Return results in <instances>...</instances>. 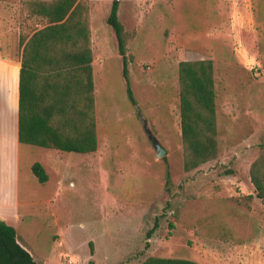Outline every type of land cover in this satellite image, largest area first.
<instances>
[{
	"label": "rangeland",
	"instance_id": "374dc122",
	"mask_svg": "<svg viewBox=\"0 0 264 264\" xmlns=\"http://www.w3.org/2000/svg\"><path fill=\"white\" fill-rule=\"evenodd\" d=\"M19 1L20 13L10 9ZM26 1L0 0V13L12 12L0 15V52L18 48L19 27L27 36L45 22L25 14ZM111 4L91 2L97 151L22 145L15 193L13 147L0 144L1 219L40 264H140L149 256L264 264V199L250 178L264 144V0H122L136 105L107 24ZM194 56L214 61L219 155L187 172L175 66ZM152 137L165 156L157 157ZM32 161L45 165L48 182L33 174Z\"/></svg>",
	"mask_w": 264,
	"mask_h": 264
},
{
	"label": "trees",
	"instance_id": "16d2710c",
	"mask_svg": "<svg viewBox=\"0 0 264 264\" xmlns=\"http://www.w3.org/2000/svg\"><path fill=\"white\" fill-rule=\"evenodd\" d=\"M121 1L112 0L107 24L115 32L127 94L136 105L129 76L126 29L119 16ZM34 6L48 18L50 24L36 31L24 48L19 142L67 152H95L98 149V131L90 6L84 0H34L29 8ZM178 74L184 168L190 172L219 155L214 61L182 60L178 65ZM32 172L41 183L50 178L40 161L33 163ZM250 178L257 196L264 199V144L250 166ZM171 184V172L167 170L165 192L161 198L166 199L165 196L170 194ZM158 225L157 218L150 232ZM174 227L175 224L170 221L168 235L172 234ZM0 264H40L29 247L19 239L17 228L1 218ZM140 264L202 263L186 258L149 256Z\"/></svg>",
	"mask_w": 264,
	"mask_h": 264
},
{
	"label": "crops",
	"instance_id": "0c3cea01",
	"mask_svg": "<svg viewBox=\"0 0 264 264\" xmlns=\"http://www.w3.org/2000/svg\"><path fill=\"white\" fill-rule=\"evenodd\" d=\"M3 1V0H1ZM34 1V0H32ZM93 0H88L90 3V28H91V40H92V52H93V78H94V94H95V38H94V28H93V8L91 6V2ZM31 0H27L25 4H29ZM21 2L19 1L17 4H12L10 6V9L13 11L18 10V13L22 10L21 7H19ZM7 11L9 13H12L9 10H6L5 7L1 8L0 15L6 16L8 15ZM25 14L31 16V17H37L39 19L45 20V22L40 25L38 28H36L32 33L29 35H25V32L22 31V29L19 27V31L17 33V45L18 48L13 50L10 49L6 52H0V144L5 146H12L13 150L11 152L12 157L9 158L11 169L14 171V177L15 179L11 181L9 184L10 187L15 189V193H17V189L20 187V174H21V146L22 145H30V144H21L19 142V98H20V79H21V68H22V62H23V56H24V48L26 46V43L29 41L31 36L38 30L46 27L50 24L48 18L42 14H40L39 8L37 6H34L33 9H30L29 7H26ZM10 15V14H9ZM77 27H79V23L76 24ZM5 35V33H1ZM24 39V43H21V41ZM205 56H194L191 58H184L182 60H197V59H205ZM182 60H178L176 62V75L178 74V65L179 62ZM159 68V67H158ZM154 68L153 72L162 73V68ZM164 72V71H163ZM95 105H96V99H95ZM171 112V109L169 110ZM154 115V114H153ZM160 115V114H158ZM162 116V114L160 115ZM96 119L98 121L97 116V107H96ZM97 129H98V123H97ZM36 146V145H32ZM98 146H99V138H98ZM41 147V146H39ZM15 149V156L14 151ZM51 149V148H50ZM57 150V149H55ZM97 151V150H96ZM93 153V152H92ZM7 155V154H6ZM35 161L31 162V167ZM43 164V163H42ZM44 165V164H43ZM45 166V165H44ZM46 168V167H45ZM47 170V168H46ZM48 172V171H47ZM50 176V175H49ZM50 179V178H49ZM48 182V181H47ZM9 194L10 190L8 192H5L3 195ZM14 197L15 195H11V197ZM10 197V196H9ZM12 197V198H13ZM2 218V217H0Z\"/></svg>",
	"mask_w": 264,
	"mask_h": 264
},
{
	"label": "water",
	"instance_id": "95a60500",
	"mask_svg": "<svg viewBox=\"0 0 264 264\" xmlns=\"http://www.w3.org/2000/svg\"><path fill=\"white\" fill-rule=\"evenodd\" d=\"M153 146L157 152V157H163L167 154V149L160 143L157 137H152Z\"/></svg>",
	"mask_w": 264,
	"mask_h": 264
}]
</instances>
